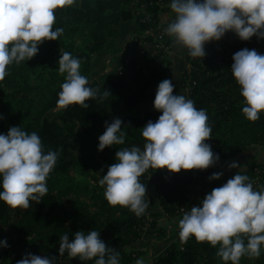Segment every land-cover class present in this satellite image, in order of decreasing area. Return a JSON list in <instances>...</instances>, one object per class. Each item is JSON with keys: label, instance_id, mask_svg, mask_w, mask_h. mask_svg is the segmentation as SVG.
<instances>
[{"label": "trees", "instance_id": "obj_1", "mask_svg": "<svg viewBox=\"0 0 264 264\" xmlns=\"http://www.w3.org/2000/svg\"><path fill=\"white\" fill-rule=\"evenodd\" d=\"M138 9L139 30L129 46L149 43L151 49L136 51L104 82L93 79L92 60L101 55L106 42L117 36L122 23L132 20ZM170 11L158 0H75L73 5L55 10L53 30L64 29L58 40H45L32 59L8 66V75L0 80V133L7 134L12 126L37 132L45 151L59 152L51 173L58 169L62 173L58 178L48 177V192L40 201H31L28 208H13L0 201V240L6 238L9 245L0 247V264H16L28 253L56 257L57 264H94V260L84 262L59 253L60 236L67 233L72 238L76 231L92 229L100 231L101 239L120 252L121 264H135L139 254L132 249L158 225L156 220H150L158 216L153 212L151 193L160 211L172 220L196 205L193 199L199 191L201 197L210 192L209 177L221 162L252 148H264V112L256 121L245 117L244 97L230 70L238 50L256 49L264 54V39L253 36L244 41L230 31L220 41L206 43L205 57L187 54L190 70L183 77L189 99L197 108L207 110L212 137L206 142L219 155V161L208 169H182L179 173L149 168L140 177L148 188L145 199L149 198L148 209L141 216L105 199V187L99 180L116 162V152L134 144L143 147L141 128L161 114L153 102L158 84L164 79L172 80V53L178 44L165 34V45L170 49L155 50L154 37L167 26L162 19ZM150 29L152 37L145 35ZM61 49L81 59L80 69L84 68L90 85L98 88L101 95L105 89L110 92L106 98L89 100L88 107L57 105L66 76L58 70ZM37 74L40 77L34 80ZM116 117L123 120L122 127L127 126L123 129L127 133L125 142L99 151L98 137L105 131V122ZM63 157H70V161ZM250 179L258 180L253 183L255 188L264 187L263 170L254 171ZM218 248L207 241L198 242L194 235L186 242L178 237L152 264H225L217 255ZM240 264H264V253L259 258L242 256Z\"/></svg>", "mask_w": 264, "mask_h": 264}, {"label": "clouds", "instance_id": "obj_2", "mask_svg": "<svg viewBox=\"0 0 264 264\" xmlns=\"http://www.w3.org/2000/svg\"><path fill=\"white\" fill-rule=\"evenodd\" d=\"M75 0H0V80L8 75V66L30 60L45 40H58L64 29L53 27L55 10L71 6ZM174 19L164 32L193 57L206 56V43L220 41L228 32L241 40L253 36L264 39V0H170ZM58 70L66 74L58 93L57 105L88 107L87 101L103 100L80 72L81 59L61 49ZM231 72L244 97L242 112L251 121L264 112V54L243 48L233 54ZM171 79L157 87L154 108L161 114L149 120L142 129L143 147L132 145L118 149L116 162L108 166L99 184L105 187V199L111 205L128 207L137 216L149 206L147 186L140 177L149 169H208L220 157L206 141L212 127L206 109L182 94H174ZM0 119L3 116L0 115ZM121 118L105 122L98 150L122 145L127 126ZM59 152L44 150L39 134L29 133L22 126H12L7 134L0 133V201L13 208H28L31 201H40L48 192L47 179L54 169ZM229 168L240 170L226 183L207 193L197 206L184 212L179 220V237L186 242L194 235L198 242L219 245L217 255L227 264H240L242 256L259 258L264 252V187L255 188L250 177L237 162ZM223 172H214L209 180H218ZM148 197V196H147ZM246 237V242H245ZM59 253L94 264H121L120 252L101 239L100 231H76L72 238L60 236ZM7 239L0 247H8ZM16 264H57L56 257L28 253ZM135 264H146L138 257Z\"/></svg>", "mask_w": 264, "mask_h": 264}, {"label": "rangeland", "instance_id": "obj_3", "mask_svg": "<svg viewBox=\"0 0 264 264\" xmlns=\"http://www.w3.org/2000/svg\"><path fill=\"white\" fill-rule=\"evenodd\" d=\"M170 2H167L165 6L170 7ZM173 14L172 11H170L167 14H164L163 20L166 24H168L167 18ZM134 18L137 20L136 15ZM155 47V45H154ZM120 51V50H119ZM118 51V52H119ZM117 52L112 51L110 52L111 60L110 58H107L102 55H97L92 60V70L90 72V76L99 81L104 82L107 75L111 76V72L113 70V66L116 62L119 60L116 59V62H114V57H116ZM190 70V67L189 69ZM80 72L82 75H85L84 68L80 69ZM40 74L35 75L33 78L34 80L39 78ZM177 75H175V79H177ZM7 92V91H6ZM188 92V91H187ZM8 94V93H7ZM174 94H177L175 92ZM189 95V92H188ZM187 98V93H186ZM84 125L80 126V128H83ZM76 139H72L74 141ZM71 142V141H70ZM71 151H74L72 149ZM63 157L62 160H66L67 162L70 161V157ZM232 162H237L240 167H242V171L245 172L249 177H251L254 173V171L257 172V170L261 169L264 171V148H252L249 149L243 153H240L236 158L234 159H225L221 164H219L214 172H223V176L218 180H212L211 181V189L219 187L222 184L226 183L227 180L231 177H233L240 169L239 168H229V165ZM62 171V170H61ZM59 169L57 171H54L49 175V178L51 177H61V172ZM201 191L198 192V194H195L193 202L196 203L195 206H197V202L201 201L204 197H201L200 194ZM150 201L153 203V212L157 214V217H150V220H156L157 227L150 230L146 235H144L142 241L137 244L132 250L136 251L137 254H139V257H143L146 261V264H152L154 262V259L160 258L166 250H168L174 242L179 237V220L182 218L183 214H180L178 217L170 220L168 219L161 211L160 207L158 205V200L154 197V194H150ZM264 253V252H263Z\"/></svg>", "mask_w": 264, "mask_h": 264}, {"label": "crops", "instance_id": "obj_4", "mask_svg": "<svg viewBox=\"0 0 264 264\" xmlns=\"http://www.w3.org/2000/svg\"><path fill=\"white\" fill-rule=\"evenodd\" d=\"M174 16L175 14L173 13L169 16V18H167L168 23L174 19ZM138 30V22L135 18H133L128 22L122 23L117 36L106 42L105 49L101 53L102 56L105 55V57L110 58V61V52L117 51V55L114 57V62H116V59L119 61L115 63L113 69L117 70L124 67L136 51L144 48L151 49L152 46L149 43H136L129 46ZM187 54V49L177 45V48L172 53L173 65L171 68V78L173 84L175 85L174 93L177 92V94H182L184 96L187 93V98L189 99L187 90L183 88V77L189 69V65L187 64ZM175 75L178 76L177 79H175Z\"/></svg>", "mask_w": 264, "mask_h": 264}, {"label": "built area", "instance_id": "obj_5", "mask_svg": "<svg viewBox=\"0 0 264 264\" xmlns=\"http://www.w3.org/2000/svg\"><path fill=\"white\" fill-rule=\"evenodd\" d=\"M165 0H158V4H160L161 5V7H164L165 6V2H164ZM168 2H170V0H168ZM142 7V6H141ZM141 13V11L138 9L137 11H136V16H138L139 14ZM147 20H149V18L147 19ZM162 24H164V25H167L165 22H164V20L162 19ZM166 33L164 32V30H160L159 32H158V34L156 35V37H154L155 39H156V44H155V50H161V51H168L169 49H170V47H167L166 45H165V41H164V35H165ZM145 35L146 36H149V37H152L154 34H153V31L150 29V30H147L146 32H145ZM252 183H254V184H257L258 183V180L257 179H255V180H253L252 181Z\"/></svg>", "mask_w": 264, "mask_h": 264}]
</instances>
